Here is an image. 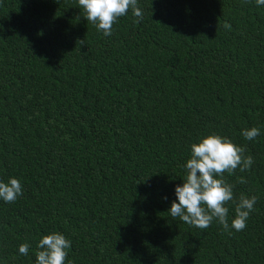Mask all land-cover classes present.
Wrapping results in <instances>:
<instances>
[{
	"label": "trees",
	"instance_id": "16d2710c",
	"mask_svg": "<svg viewBox=\"0 0 264 264\" xmlns=\"http://www.w3.org/2000/svg\"><path fill=\"white\" fill-rule=\"evenodd\" d=\"M137 6L142 21L129 9L105 36L78 0H0V181L23 188L0 199V264H36L53 232L71 241L65 264H264V6ZM211 134L254 159L223 177L236 201L257 197L243 231L168 212Z\"/></svg>",
	"mask_w": 264,
	"mask_h": 264
},
{
	"label": "clouds",
	"instance_id": "9594fccd",
	"mask_svg": "<svg viewBox=\"0 0 264 264\" xmlns=\"http://www.w3.org/2000/svg\"><path fill=\"white\" fill-rule=\"evenodd\" d=\"M257 6H264V0H255ZM83 9L85 19L92 23L97 31L105 36L112 34L113 25L119 18L128 14L129 9L137 23L143 20V12L137 6V0H78ZM226 29L231 25L224 24ZM83 42V41H81ZM260 135L256 127L244 129L242 136L252 141ZM245 148L234 144L226 137L211 134L201 138L199 143L191 145V158L183 165L186 176L182 185L175 188L176 200H173L168 210L172 218L199 228L207 229L216 220L225 230L243 231L247 227L250 213L254 211L257 197L241 195L236 201L233 185L223 179L224 174H234L250 171L254 163L251 155L245 156ZM244 177H239V183H246ZM23 195L21 182L10 178L7 183L0 181V199L7 203L15 202ZM167 199V197H164ZM235 203V218L228 222L229 209L226 205ZM36 264H65L71 241L62 233L53 232L43 236L38 242ZM29 245L21 244L19 253L28 255ZM71 264V261H68Z\"/></svg>",
	"mask_w": 264,
	"mask_h": 264
}]
</instances>
